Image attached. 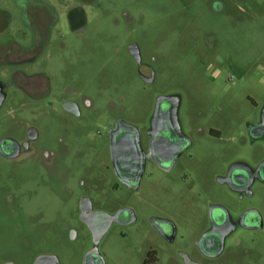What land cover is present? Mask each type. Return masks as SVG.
Instances as JSON below:
<instances>
[{
	"label": "rangeland",
	"instance_id": "obj_1",
	"mask_svg": "<svg viewBox=\"0 0 264 264\" xmlns=\"http://www.w3.org/2000/svg\"><path fill=\"white\" fill-rule=\"evenodd\" d=\"M37 2L56 12L44 49L32 63L0 66L6 80L16 68L45 73L50 80L45 90L51 88L37 100L12 83L0 109V137L24 139L29 126L39 132L32 143L35 154L17 160L0 155V260L10 256L27 264L28 254L41 248L59 252L65 264H80L91 236L81 230L72 239L61 227L85 192L82 180L87 178L90 186V179L101 173L112 176L102 166L108 161L103 138L108 124L117 117L147 119L161 96L178 99L181 121L222 131V138L199 139V168L257 162L264 142L246 141V123L258 119L264 108V0H0V51L32 45L36 33L22 8ZM134 44L155 72L151 83L139 74L130 50ZM141 69L151 77L150 69ZM84 97L93 100L91 108ZM68 98L78 99L83 118L65 111L62 103ZM45 150L58 154L51 166L44 165ZM152 171L155 177L146 176L125 201L141 213H167L185 237L180 245H167L150 228L142 229L144 234L137 229L131 239L112 230L102 244L110 264H141L146 234L165 258L179 249L193 252L197 231L186 227L193 213L204 216L209 201L230 209L243 201L261 209L264 219L263 186L256 185L254 195L241 200L238 192L213 181L211 197L198 199L186 191L182 200L180 185L168 191L162 185L165 175ZM100 194L115 203L116 192L105 189ZM228 244L229 254L217 264H264V227L239 229Z\"/></svg>",
	"mask_w": 264,
	"mask_h": 264
},
{
	"label": "flooded vegetation",
	"instance_id": "obj_2",
	"mask_svg": "<svg viewBox=\"0 0 264 264\" xmlns=\"http://www.w3.org/2000/svg\"><path fill=\"white\" fill-rule=\"evenodd\" d=\"M22 9L27 22L35 30L36 39L28 47L19 46L17 51H0V66L6 64L19 67L34 62L48 41L50 28L56 19L54 9L40 2L26 4ZM138 64L140 76L147 83L153 82L146 79L154 77L153 68L144 63L142 57ZM142 67L150 69L151 77L143 73ZM49 82L45 73H28L21 68L14 70L10 80L0 75V109L6 101L12 83L40 100L50 94V86L45 90ZM32 91L35 93H31ZM83 102L90 108L94 104L88 97H84ZM68 103H71L69 109L66 108ZM62 105L72 116L78 119L84 117L78 99L68 98ZM177 109L178 99L171 96L161 104L160 113L155 109L145 120L132 121L117 117L109 122L103 136L107 143L108 161L102 166L111 172L112 176L107 177L101 173L97 180L90 179V186L87 178L82 180L85 192L78 196L77 207L66 213L69 218L61 227L72 239L77 238L81 230L91 236V244L84 250L80 264H110L102 244L112 230L121 238L131 239L137 236V229L142 232V229L144 231L150 228L167 245H180V240L185 235L181 234V227L173 217L165 212L141 213L137 207L125 201L131 199L135 191L140 189L146 176L155 177L152 170L161 171L165 175L167 180L162 185L168 191L175 190V187L180 185L182 200L186 191L192 192L198 199L211 197V192L213 194L215 189L213 181L227 186L230 192H238L241 200L245 195L252 197L256 185L259 188L264 187V151H258L262 154L258 155V160L253 165L246 160H236L228 164L226 169H216L212 163L199 168V139L222 138L223 133L213 126L207 130L198 122L190 125L181 121ZM119 121L123 122L117 124ZM246 130V141L249 140L251 145L257 141L264 142V108L258 119L247 121ZM26 133L28 136L21 140L12 135L1 136L0 155L9 160H17L23 158L24 154H35L36 148L32 143L39 139V132L35 127L29 126ZM44 156V165L51 166L58 154L45 150ZM105 189L116 192L115 203L108 200L106 195L100 194ZM245 203L240 201L238 206L230 209L225 203L209 201L203 217L198 215V212L193 213L194 216L190 217L186 227L188 230L197 231L193 239L196 248L193 252L179 249L176 256L167 253L165 258L161 246L146 234L147 248L141 264H217L220 258L230 252L228 237L232 233L239 229L261 230L264 227L261 209ZM158 210L155 206V211ZM72 218L75 221H72ZM28 256L27 264H65L63 257L55 250L38 248ZM0 264L22 263L6 256L0 260Z\"/></svg>",
	"mask_w": 264,
	"mask_h": 264
},
{
	"label": "water",
	"instance_id": "obj_3",
	"mask_svg": "<svg viewBox=\"0 0 264 264\" xmlns=\"http://www.w3.org/2000/svg\"><path fill=\"white\" fill-rule=\"evenodd\" d=\"M130 50H131V52H132V54L136 57V59L138 60V61H141V53H140V48H139V46L137 45V44H134V45H132L131 47H130ZM147 79V81L148 82H151V81H153V79H154V77H151V78H146ZM169 99V97H166V96H161V97H159L158 98V101H157V113H160V107H161V104L165 101V100H168ZM70 104L71 103H68V104H66V108H70ZM121 122H123V121H119L117 124H120ZM114 148V147H113Z\"/></svg>",
	"mask_w": 264,
	"mask_h": 264
},
{
	"label": "crops",
	"instance_id": "obj_4",
	"mask_svg": "<svg viewBox=\"0 0 264 264\" xmlns=\"http://www.w3.org/2000/svg\"><path fill=\"white\" fill-rule=\"evenodd\" d=\"M223 7H224L223 4H222V5L220 4V8H223ZM2 26H4V24H2ZM2 26H1V27H2Z\"/></svg>",
	"mask_w": 264,
	"mask_h": 264
}]
</instances>
